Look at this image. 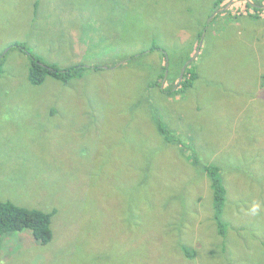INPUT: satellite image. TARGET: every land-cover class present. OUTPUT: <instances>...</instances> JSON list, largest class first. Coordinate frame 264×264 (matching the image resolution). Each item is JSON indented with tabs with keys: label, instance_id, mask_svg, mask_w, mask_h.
Here are the masks:
<instances>
[{
	"label": "rangeland",
	"instance_id": "rangeland-1",
	"mask_svg": "<svg viewBox=\"0 0 264 264\" xmlns=\"http://www.w3.org/2000/svg\"><path fill=\"white\" fill-rule=\"evenodd\" d=\"M213 1L0 0V201L58 210L48 244L1 236L0 264H264V17L232 2L195 52ZM197 51L169 93L164 54L172 75ZM32 59L84 70L36 85Z\"/></svg>",
	"mask_w": 264,
	"mask_h": 264
},
{
	"label": "trees",
	"instance_id": "trees-1",
	"mask_svg": "<svg viewBox=\"0 0 264 264\" xmlns=\"http://www.w3.org/2000/svg\"><path fill=\"white\" fill-rule=\"evenodd\" d=\"M230 0H214L212 11L215 12L213 15L214 19H211V23H202L198 31L195 52L197 48L200 47V42L205 39L206 37V30L209 29V25L214 23L218 18L222 17L226 14H232L234 11L232 8L239 5L238 3H244L245 9L244 11L246 14L253 15L256 18L264 17V0H255L254 2H250L249 0H237L233 3L232 8L221 10L220 12L218 9H223ZM262 11V12H261ZM231 12V13H228ZM261 12V13H260ZM244 14V13H241ZM203 28V29H202ZM203 42V41H202ZM16 46H22V48L26 49V46L22 43H16ZM156 47H158L156 45ZM154 47V48H156ZM153 48V49H154ZM200 50V49H199ZM200 52V51H199ZM166 56V57H165ZM199 56V54H198ZM198 56H196L193 61H191L185 68L184 74L182 76L183 67L186 65L188 60H190L193 56L188 55L184 59H178L175 61V72L170 75L169 68H166L167 55L164 54V61L165 64L162 67L163 73L161 78L166 76V71H169V75L167 77L168 82L170 83L168 87L169 93H176V94H185L187 93L192 87H194L196 81L199 79L200 73L198 70V66L196 64L198 60ZM49 64H44L39 59H32L31 66H30V80L33 84L39 85L42 84L46 78L50 75L51 77L68 82L72 78L81 75L84 68L82 67H71L66 70H60L57 66L49 67ZM99 68V67H97ZM167 69V70H166ZM1 70V67H0ZM172 81V83H171ZM178 85V86H177ZM177 86V88H175ZM154 121L157 124L159 132L165 137L167 141L170 140V131L169 129L159 122L156 118ZM172 143H179V141L175 139H171ZM204 170L209 175L211 188L214 189V204L216 207V222L220 224V232L224 233V225L227 222H224V208L225 202L227 200L228 188L225 184V181L222 178V171L220 173V168L218 166H205ZM57 209L52 211H44L38 208H29L26 206H22L16 204L11 201H0V238L3 237L7 233L22 231L24 229L31 230L33 236L41 241L43 244H48L53 239V222L54 218L57 215Z\"/></svg>",
	"mask_w": 264,
	"mask_h": 264
},
{
	"label": "water",
	"instance_id": "water-1",
	"mask_svg": "<svg viewBox=\"0 0 264 264\" xmlns=\"http://www.w3.org/2000/svg\"><path fill=\"white\" fill-rule=\"evenodd\" d=\"M234 1H237V0H231L223 9H218V11H216V12H220L221 10H225V9H227L231 4H232V2H234ZM250 2H253L252 0H249ZM264 7V6H263ZM216 14V13H215ZM214 14V15H215ZM201 43H202V41H201ZM201 43H200V46H201ZM198 55V51H197V53L195 54V56L193 57V58H191L190 60H188V62L186 63V65L183 67V70H182V76H183V74H184V70H185V68H186V66L191 62V61H193V59L196 57ZM167 60H168V58H167ZM168 75H169V71L167 70L166 71V76H165V78H164V81H165V79L168 77Z\"/></svg>",
	"mask_w": 264,
	"mask_h": 264
},
{
	"label": "bare ground",
	"instance_id": "bare-ground-1",
	"mask_svg": "<svg viewBox=\"0 0 264 264\" xmlns=\"http://www.w3.org/2000/svg\"><path fill=\"white\" fill-rule=\"evenodd\" d=\"M193 58V57H192Z\"/></svg>",
	"mask_w": 264,
	"mask_h": 264
},
{
	"label": "crops",
	"instance_id": "crops-1",
	"mask_svg": "<svg viewBox=\"0 0 264 264\" xmlns=\"http://www.w3.org/2000/svg\"><path fill=\"white\" fill-rule=\"evenodd\" d=\"M264 6V5H263Z\"/></svg>",
	"mask_w": 264,
	"mask_h": 264
}]
</instances>
